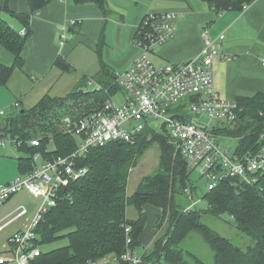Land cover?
I'll return each mask as SVG.
<instances>
[{"label":"trees","instance_id":"16d2710c","mask_svg":"<svg viewBox=\"0 0 264 264\" xmlns=\"http://www.w3.org/2000/svg\"><path fill=\"white\" fill-rule=\"evenodd\" d=\"M0 5V44L15 56L14 64L0 63V85H6L16 67L23 62V51L30 32V19L47 0H28L31 12L21 13L10 9L9 0ZM90 2L110 12L109 0H78ZM216 13L242 10L251 0H201ZM8 12L25 27L22 35L2 16ZM55 66L63 72H74L71 63L59 57ZM82 79H88L83 77ZM95 89L85 90L82 82L66 95L45 94L30 108H21L6 116L0 128V140L9 137L18 142L23 153L18 158L21 174L35 168L32 155L41 152L44 158L71 155L78 140L66 132V118L77 119L103 106L119 87L116 72L105 62L91 76ZM239 118L232 126L218 131L238 140L236 151L240 155L258 151L264 145V95L240 97ZM39 140L38 147L32 140ZM15 143V142H14ZM154 143L160 149L159 166L153 174L145 176L137 190L127 195L128 178L138 158ZM49 144L53 148L49 149ZM77 163L87 167L82 178L72 182L62 192L59 201L46 213L37 227L38 244L55 243L64 238L65 246L42 251L30 264H82L90 259L120 255L130 246L143 247L145 263L154 264H206L200 257L184 248L183 244L193 233H198L214 253L212 264H264V171L253 183L226 180L202 195L206 209L188 210V189L192 196L198 186L191 180L184 158L169 137L148 126L134 142H109L92 147L79 156ZM133 205L138 216L127 218V207ZM154 208V209H153ZM156 219L149 227V211ZM209 213L216 217L228 215L236 228L252 238L254 244L243 249L222 236L202 218ZM127 228L130 229L127 232ZM152 236L144 240L147 229ZM131 238V243L127 239Z\"/></svg>","mask_w":264,"mask_h":264},{"label":"built area","instance_id":"2783aa9c","mask_svg":"<svg viewBox=\"0 0 264 264\" xmlns=\"http://www.w3.org/2000/svg\"><path fill=\"white\" fill-rule=\"evenodd\" d=\"M177 17L174 11L150 12L136 26L133 43L139 55L125 71L116 74L124 105H117L110 99L83 117L66 118V132L78 140V147L71 155L44 158L41 152H35L32 155L33 170L11 182L0 183V206L23 191L42 199L28 225L9 238L0 254V264H30L41 255V245L37 242L39 223L57 205L65 188L88 172L87 167L77 163L79 156L92 147L109 142H134L148 126L157 128L176 144L188 170H197L208 182V190L226 180L253 183L264 171V145L258 151L240 155L236 150L232 152L222 146L218 139H235L218 130L235 124L241 112L237 101L222 98L215 85V61L231 58L221 50L225 36L222 34L213 39L209 29L205 28L203 53L187 61L159 64L151 57L156 47H161L176 35ZM77 22L73 19L70 25ZM20 33L24 35L26 30ZM68 38L69 31L65 26L60 37L61 46ZM18 105V102L14 103L15 107ZM4 114L0 110V115ZM191 114L208 116L216 126L213 129L210 128L212 125L199 126L191 120ZM3 141L4 138L0 140L4 146ZM10 141L18 144L12 138ZM31 145L38 147L40 141L34 139ZM185 194L191 202L187 208L190 210L197 205V200L188 189ZM28 214V208L20 206L9 219L0 221V232ZM127 243H131L130 237ZM144 252L145 249L138 255L128 246L120 255L102 256L82 264H146Z\"/></svg>","mask_w":264,"mask_h":264},{"label":"crops","instance_id":"0c3cea01","mask_svg":"<svg viewBox=\"0 0 264 264\" xmlns=\"http://www.w3.org/2000/svg\"><path fill=\"white\" fill-rule=\"evenodd\" d=\"M133 1L134 4H138V1L146 2ZM169 2L173 3L171 9L163 10L151 6L148 12L146 7H142L138 9L135 17L129 19L114 10L112 0L108 3L110 8L108 14H104L100 7L90 2L47 0L30 19V32L23 51V64L14 69L6 85H0V110L13 108L14 112L18 108H30L45 94L61 96L68 88L77 87L82 77L91 78L95 75L100 69L101 62L108 64L117 74L123 72L136 59L139 50L137 47L130 49L120 60L113 59L108 53L105 58L104 31H107L108 20H112L109 17L116 15L113 21H118L122 31L118 38L124 35L129 45L133 44L136 26L145 14L159 11H174L178 17L176 35L153 54V60L154 58L158 60L157 62L154 60L156 63H176L199 56L205 48L203 30L208 28L213 39L222 34L225 36L221 41V50L231 57L225 61L217 60L213 65L219 95L232 101H237L240 97L264 95V0H251L242 10L231 9L219 13L201 0H193L194 5L187 0ZM4 4L5 1L0 0V5ZM9 7L16 12H31L28 0H9ZM5 14L9 17L8 23L12 27L19 32L26 30L16 18L8 12ZM73 19L78 22L70 25ZM65 26L69 31V38L65 45L61 46L60 37ZM59 57L67 59L75 68L74 72H63L55 66V61ZM14 62V54L0 44V63L10 66ZM73 73L79 74V77H74ZM15 102L19 103L18 107L14 106ZM28 102L31 103L26 106ZM5 115L8 116L7 113L0 115L4 116L0 120V128L4 125ZM2 155L5 154L1 153L0 157H7ZM21 173L18 163L14 176L9 178L3 175L0 177V183L11 182ZM30 196L32 195L23 191L0 206V221L9 219L20 206L28 208L29 216H35L38 206L27 204L26 199ZM23 218L12 225L19 223ZM25 227L26 224L23 223V226L16 229L21 230ZM151 236L149 228L144 237L146 243Z\"/></svg>","mask_w":264,"mask_h":264},{"label":"rangeland","instance_id":"374dc122","mask_svg":"<svg viewBox=\"0 0 264 264\" xmlns=\"http://www.w3.org/2000/svg\"><path fill=\"white\" fill-rule=\"evenodd\" d=\"M187 1L191 5H194L193 0H187ZM151 6L156 8H161L163 10H168L171 9V7H173V3H170L169 0H162V1L146 0V2L138 1V4H134L133 0H112V7H114V10L120 14L127 16L129 19L135 17L138 9L142 7H146L148 10L149 8H152ZM2 16L6 18L10 23V19L5 13H3ZM109 18H112V20H108L109 22L107 25V31H104L105 32L104 34H106V45L104 47V51H105L104 55L105 58H107L106 53H108V56L112 57L113 59L120 60L123 57V55L126 52H128L130 49L134 48L135 45L134 43L128 45L124 35H123L124 38L123 36H121L120 39L118 38L120 32L122 31L118 21H113L116 19V15L113 14ZM157 49L158 47L155 48L154 53L157 51ZM154 53H151L152 58ZM155 61L157 62L158 60L156 59ZM73 75L74 77H79V74L75 75L73 73ZM82 78L80 79V82H82V86L84 87L85 90L88 89L92 90L98 88L97 83L91 78L88 79H82ZM74 89H76V87L68 88L67 91L61 93L62 94L61 96L66 95L67 93L71 92ZM111 99L117 105L120 106L124 105L123 93L120 90H118L114 95H112ZM30 103L31 102L25 104L27 106ZM18 110L19 108L14 111H18ZM3 111L7 113V115H9L11 114V112H13V108H8ZM3 117L4 116H0V120H2ZM190 118L191 120H193L194 123L202 127L212 125L210 128L213 129V127L216 126V123L211 121V119L208 116H204V115L198 116L191 114ZM155 129L158 132H161L157 128ZM218 129L219 128H217V130ZM3 138H4L3 142L5 144L4 146H2L0 142V147H1L0 154L3 153L5 155L2 156H7V157H0V177L6 175L7 177L11 178L14 176L16 170V164L18 169V163H19L18 156H21L23 153L18 149L17 145L14 142L10 141L11 138L10 139H7L9 137H3ZM218 139L222 146L230 148L232 152H234L238 146L237 139H227L225 137H219ZM52 148H53V144H49V149ZM159 154H160L159 146L157 145V143H154L143 153V155H141L138 158L136 165L130 170L128 185H127L128 196L132 195L137 190L140 181L145 176L153 174L154 171L157 169V167L159 166ZM190 176H191V180L195 181L196 185L198 186L197 188L198 193L195 196V200H197V205L195 207H192V209L193 208L206 209L207 203L205 200L202 199V195L208 191V182L200 175V173L197 170L192 171V174ZM26 200L29 206H38V209L40 204L42 203L41 198H34L33 196L28 197ZM188 204L189 205L191 204L189 200H187V205ZM149 212L150 213H148L149 216L148 224L150 225L149 227H152L156 219V215H155L156 212L155 210L154 211L151 210ZM126 215L127 218L129 219H135L138 216V211L133 205H130L127 207ZM33 217L34 216L31 217L28 215L24 217L19 223L9 226L7 229L0 232V254L4 252L5 246L7 245L9 238L17 231L16 228L18 226H23V223L27 225L33 219ZM202 220L206 224H208L211 228H213L215 231H217L219 234L229 238L231 241H233L235 244H237L238 246H240L245 250L248 249L249 246H252L254 244L251 237H249L248 235L244 234L243 232L239 231L236 228V226L230 220L228 215L216 217L209 213H206L203 215ZM67 242H68L67 238H64L55 243L42 244L41 250L44 252L50 251L52 249L65 246ZM149 243L147 245H149V248H151V244ZM183 246L185 249L193 252L198 257H200L203 261H205L206 264L213 263L214 253L198 233L193 232L184 242ZM136 253L138 255H141L143 253V247L142 248L137 247Z\"/></svg>","mask_w":264,"mask_h":264}]
</instances>
